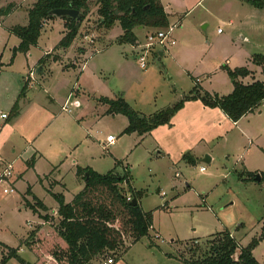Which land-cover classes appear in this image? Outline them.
Listing matches in <instances>:
<instances>
[{
  "label": "rangeland",
  "instance_id": "1",
  "mask_svg": "<svg viewBox=\"0 0 264 264\" xmlns=\"http://www.w3.org/2000/svg\"><path fill=\"white\" fill-rule=\"evenodd\" d=\"M36 1L15 0L16 5L20 2L19 10L5 26H0V62L6 65L0 67V157L15 160L12 180L0 182V241L17 248L27 232L59 223V216L52 214L58 203L48 193L51 180L47 176L53 170L52 164L59 167V173L50 178L66 186L57 187L55 192L63 193L67 203L85 186L76 177L77 165L100 174L116 171L124 175L127 169L130 180L121 188L127 197L130 187L139 193L141 208L153 215V227L149 236L138 242L126 241L112 256L116 264H184L191 258L190 247H200L196 254L199 257L206 252L207 240L222 232L231 233L241 247L259 240L253 255L259 264H264V181L256 182L250 177L255 171L264 172V134L259 141L263 144L261 149V143L249 146L245 139H238L241 134L233 129L222 138V124L208 130L199 128L204 131L200 142L191 133L196 130L187 123V110L175 115L172 126H162L142 140L137 133L123 134L127 117L104 115L108 110L104 98L122 97L133 110L149 117L173 106L196 86L202 92L230 94L232 82L223 67L234 69L237 49L246 44L237 23L228 24L236 14L229 3L237 0H164L169 26L176 25L175 45L154 51L146 70L139 67L134 45L121 43L123 30L119 23L111 29L100 26L96 0L90 2L89 14L68 50L56 49L67 33L65 20L46 21L39 47L32 48L30 54H19L10 67V48L20 39L10 36L6 25L26 26L28 10ZM154 31L137 28L134 33L144 43L147 33ZM160 52L163 55L159 60ZM44 53L49 58L43 73L37 67H28L35 65ZM55 57L60 61L55 62ZM71 67L76 69L63 71ZM25 82L32 103L10 133L8 129L15 119L9 107L10 97L21 95ZM79 88L82 90L76 92ZM67 99L71 114L61 112L60 103L65 104ZM54 114H58V119L39 140L43 148L39 151L44 157L36 170H27L34 155L29 156L31 144L19 133L34 136L49 125ZM248 119L251 118L244 120L242 126H258V122ZM260 121L259 126L264 125V120ZM111 135L117 141L109 147L105 141ZM190 145L193 148H188ZM188 153L195 154L193 162L183 159ZM207 157L211 163L205 162ZM2 171L0 166V176ZM22 173L23 179L19 180ZM39 176L44 179L42 184ZM16 179L14 193L6 194L4 191L12 189ZM29 185L50 209L44 219L30 207L22 209V204L26 205L22 194ZM42 220L43 226H39ZM54 249L56 246L52 245L47 251L52 253ZM3 253L5 249L0 245V260ZM21 256L29 263H53L47 255L43 263L28 250ZM102 260L97 258L92 264H101ZM8 264L20 263L12 259Z\"/></svg>",
  "mask_w": 264,
  "mask_h": 264
},
{
  "label": "trees",
  "instance_id": "2",
  "mask_svg": "<svg viewBox=\"0 0 264 264\" xmlns=\"http://www.w3.org/2000/svg\"><path fill=\"white\" fill-rule=\"evenodd\" d=\"M1 1V0H0ZM94 0H37L28 10V24L26 26L15 25L8 29L9 33L20 39L18 47L13 49L12 60L18 54L27 55L33 47H37L42 36L46 21L57 19L50 15L54 10L69 9L80 13L77 20L70 17L65 20L66 35L56 46V49H69L77 36L82 21L89 14L90 2ZM257 9H264L263 0H241ZM99 24L106 29L120 24L123 35L121 43L135 45L138 41L134 30L137 28L165 29L169 27L168 16L161 0H96ZM17 6L9 4L0 9V18H7ZM49 54H45L37 64L39 73L48 64ZM59 61L58 57L53 59ZM252 64L262 69L263 81L252 84H244L242 79L252 75L247 67L231 69L227 71L233 85V92L226 96L216 93L202 92L198 86L188 95L171 107H168L153 116H145L136 112L122 98L111 100L104 98L103 102L108 106L106 115H123L128 119V126L123 134L137 133L144 136L155 129L171 125L175 115L190 101H200L205 107L220 109L233 122L240 121L246 115L255 112L264 104V55L255 54ZM2 67V65H0ZM199 81H197V84ZM28 84L21 92V98L26 94ZM20 108L17 101L13 108L14 117L19 116ZM184 160L192 161L193 158L186 154ZM36 158L28 162L33 168ZM130 171L126 169L124 175L116 171L100 174L89 167H78L77 175L85 182L84 189L74 196L69 203L62 194H52L58 203L57 214L60 221L53 227L38 229L22 246L35 254L39 260L47 255L53 259L49 264H92L97 258H110L126 241L138 242L141 238L149 236L153 227L152 213H146L140 206L139 193L130 187L132 197L138 204L133 206L128 202L121 185L130 180ZM257 173H250L255 180ZM264 181V173H261V182ZM30 193V188L28 189ZM46 209L38 201V204ZM47 218V217H46ZM259 240L254 239L247 247H241L229 232H222L210 237L206 243V252L197 257L200 247H190L191 258L184 260V264H259L253 255ZM56 246L51 253L50 246ZM55 248V247H53ZM16 249L8 248V253L2 258L0 264H6L11 259H16L20 264L28 263L22 259Z\"/></svg>",
  "mask_w": 264,
  "mask_h": 264
},
{
  "label": "crops",
  "instance_id": "3",
  "mask_svg": "<svg viewBox=\"0 0 264 264\" xmlns=\"http://www.w3.org/2000/svg\"><path fill=\"white\" fill-rule=\"evenodd\" d=\"M6 1L8 3H6ZM22 2H24L25 0H21ZM164 0H161V3L164 7V10L166 12V14L168 15L169 12L167 11L166 9V6L164 5L163 3ZM231 0H229L228 2H230ZM264 1V0H263ZM5 2V3H4ZM15 2V0H1L0 1V9L1 8H4L7 4H15L16 3H13ZM3 3V5H2ZM233 3V4H231ZM229 3L233 10L235 11V15L233 16V18L236 17V21L233 20V18L230 20V22L228 23L229 25H234L235 23H237V28H238V31L240 32L241 34V38H242V41L246 42L245 45H242L240 48L237 49V56H236V64L235 66H233V68H241V67H247L251 72H252V75L247 77V78H244L242 79V82L244 84H252L253 82H256V81H263V75H262V69L258 66H255L254 64H252V57L253 55L255 54H262L264 55V9H257V8H254L252 7L251 5H247L246 2H243L241 0H237ZM19 4L20 2L18 3L17 8L15 9V11L13 12V14H11L9 17L7 18H0V26H5V23L6 21L11 18L15 12H17L19 10ZM169 16V15H168ZM10 27H8L6 25V31L7 33H9L8 29ZM139 30H142V29H139ZM65 32V31H64ZM10 36H13L9 33ZM137 35V34H136ZM18 38V37H17ZM63 39V38H62ZM61 39V40H62ZM21 42V41H20ZM20 44V43H19ZM19 44H16L14 45L13 47L10 48V51H12V56H13V49L15 47H18ZM38 47H39V43H38ZM34 48V47H33ZM68 50V49H67ZM32 52V50L29 52V54ZM48 52V51H46ZM45 52V53H46ZM44 53V54H45ZM19 55V54H18ZM18 55L16 56V58L14 60H12L11 58V62L8 64V66L10 67H13L14 64H15V60L18 58ZM11 56V57H12ZM44 56V55H43ZM42 56V57H43ZM41 57V58H42ZM40 58V59H41ZM40 59L38 60V62L40 61ZM60 61V60H59ZM38 62L33 65V66H30L28 64V67L29 68H33V67H37V64ZM56 62V61H55ZM58 62V61H57ZM0 65L3 66H6L5 64H2L0 62ZM76 65V63H75ZM47 66V65H46ZM77 66V65H76ZM9 67V68H10ZM38 68V67H37ZM70 69H76V67H71L69 69H63V71L65 70H70ZM44 68H43V72H44ZM41 72V73H43ZM81 73V72H80ZM79 73V74H80ZM49 79H47L48 81ZM232 91L230 92V94L233 92V85H232ZM78 91L76 92H79L80 90H82V88H79L77 89ZM22 92V91H21ZM78 95V94H77ZM229 95V94H228ZM221 96H225V95H221ZM17 98V100H15ZM24 100H22V104H20L21 102V96L19 95L17 97V94H15L14 97H10V104H9V107L13 108L14 104L18 101L19 102V108H20V113H19V116L17 117H14L15 119L13 120L14 122L10 125V129H8V132L12 133L14 132L13 129H15V127L18 126L20 120L23 118L24 116V113L25 111L31 106V103H32V99L28 98L27 97V94L24 95ZM69 98V97H68ZM53 102H56V100L53 98L52 99ZM67 101H69V99H67ZM66 101V102H67ZM64 106V104L60 103V107H61V112H64L62 110V107ZM188 111V114L189 115V119L187 120V123H190L191 125V128L192 129H195L196 131H191L192 134H196L197 137H198V140L200 142L203 141V135H204V131L202 130H199V128H202V129H205V130H208L210 127H217L218 125H222V124H225V128L222 129V138H226L230 135V130H236V132H238L237 134H241V136L237 135L238 136V139L241 138L242 139H245L246 141L249 142V146L251 145H254V143L256 142V145L261 143L259 142L260 141V138L263 136L264 134V125L262 126H259L260 120H264V104L257 110V114H255V112L253 113H250L248 115H246L245 117H243L240 121L238 122H233L231 119H229V117L224 113L222 112L220 109H211V108H208V107H205L200 101H190V102H187L184 106V108L182 110H180L179 114H182L184 112H187ZM66 113V112H65ZM71 114V113H69ZM106 114V112L104 113V115ZM255 114V115H253ZM58 114H54V117L51 119L50 123L48 126H46L45 128H43L41 131H37L35 133L34 136L30 137V136H26L25 134L23 133H19V135H21L20 137L23 138V139H27L28 143L31 144L30 146V151L31 153L29 154V156H32L34 155V157L36 158V162L34 164V167L31 168L28 166V161L30 159H26V163H27V170H36L37 169V166L39 164V161L44 157V155L42 153H40V151L42 152V147L39 145V140L42 138V136L46 133V131L52 126V123H54V121H56L58 118ZM251 118V119H248V120H251L253 121L254 123L258 122V126L256 128H253L252 126H242L243 124V121L246 120L247 118ZM7 120H9V117L7 118ZM172 122V121H171ZM250 123V121H249ZM165 126H168V125H165ZM172 126V124L170 125ZM162 127V126H161ZM160 128V127H159ZM158 129V128H157ZM155 129V130H157ZM56 130L58 132L61 131V129L59 127H56ZM154 130V131H155ZM153 132V131H152ZM151 132V133H152ZM150 134V133H149ZM149 134L147 135H144V136H140V138L142 140H144ZM107 145V144H106ZM262 143L260 144L259 147H261L262 149ZM13 147H11L12 149ZM188 148H193L192 145L188 146ZM251 149V148H250ZM38 150V151H37ZM40 150V151H39ZM57 150V148H56ZM14 152V150H12ZM52 151V150H51ZM52 154H56V153H52ZM193 159H195V154H191V153H188ZM11 155H13L11 153ZM4 162L1 163L0 162V166L3 167V169L5 168V165L6 164H9L11 163L13 165V162L15 161L14 159H11V157H9V160H3ZM211 162H212V159H211ZM210 162V163H211ZM52 163H55L54 161H52ZM55 164H52L53 166V170L52 172L49 173V175L47 176V179L50 181L51 180V185H50V188L48 189V193L50 195L52 194H62L65 198V195L63 193H60V192H55V189L59 186H62L63 189L66 188V186L62 183V181L60 180H57V179H54V177L51 179L50 177L55 173H59V167H54ZM77 169L78 167H81V166H76ZM14 168V166H13ZM83 168V167H81ZM86 168V167H85ZM93 170V169H92ZM249 172V171H248ZM254 172V171H252ZM254 173H257V174H261V173H264V172H259V171H255ZM23 173L19 175V180L23 179ZM76 177L78 178V181L80 183V185L82 186L85 185V182H82L80 179H79V176L77 175V172H76ZM16 179L14 182H13V187L15 188V184L18 182ZM38 180L39 182L42 184L43 183V178L41 176L38 177ZM65 187V188H64ZM85 187V186H84ZM30 188V193L28 192V189ZM23 196V200L26 201V205L22 204V209H27V208H32V210L34 212H37V215L38 217H42V219H44L43 217L45 216V214H47V212L50 210L46 205L45 203L39 199L34 193H33V188L32 186H28L27 187V191L26 193L22 194ZM38 201L41 202L44 207L42 208L40 205H37L38 204ZM66 201V199H65ZM57 211H58V208L56 209V211L54 213H52L54 216L58 215L57 214ZM41 219V218H40ZM31 226V225H30ZM39 226H43V220H42V224L39 225ZM40 229H44V227H40ZM33 231H35L34 229L31 230L30 232H27V236H25L26 238H24L22 240V242L20 243V245L17 247V248H13V247H10L8 245H6L5 243L1 242L0 241V245L5 249V253H3V257L7 255L8 253V248H12V249H16L18 252V255L22 258L21 254L23 252H26L27 249L22 246V243L23 241H25L30 235L33 234ZM30 252V251H29ZM2 257V258H3ZM34 260H35V257H33ZM23 259V258H22ZM2 260V259H1ZM0 260V261H1ZM12 260V259H11ZM11 260H9L6 264H8ZM25 260V259H24ZM27 262V261H26ZM29 263V262H28Z\"/></svg>",
  "mask_w": 264,
  "mask_h": 264
},
{
  "label": "built area",
  "instance_id": "4",
  "mask_svg": "<svg viewBox=\"0 0 264 264\" xmlns=\"http://www.w3.org/2000/svg\"><path fill=\"white\" fill-rule=\"evenodd\" d=\"M176 28V25L169 26L168 28H165L163 30H156L154 32L147 33L145 37L144 43H141L140 41H137V43L133 46V48L136 50L137 58H138V64L139 67L143 70L147 69V62L150 56L153 55V52L156 50L162 51L166 49L167 47H171L175 45V41L173 38V33ZM221 32V30H219ZM158 52V51H157ZM31 78H34V73H30ZM62 110L66 113H71L72 110L68 106V101L64 104L62 107ZM3 119H7L6 115H2ZM117 139L115 136H109L107 137L105 143L107 146L111 147L114 146ZM0 162L3 163L4 161L0 157ZM13 165L11 163L6 164L5 168L3 169L1 176H0V182L4 181H10L13 178ZM203 172H205V168H201ZM15 188L13 187L10 190H5L4 192L6 194L14 193ZM132 195L130 194L127 197L128 202L133 201ZM101 264H116V260L113 257L106 258L102 260Z\"/></svg>",
  "mask_w": 264,
  "mask_h": 264
},
{
  "label": "water",
  "instance_id": "5",
  "mask_svg": "<svg viewBox=\"0 0 264 264\" xmlns=\"http://www.w3.org/2000/svg\"><path fill=\"white\" fill-rule=\"evenodd\" d=\"M51 16L53 17H56V18H64V17H70L74 20H77L80 16V13L78 11H75V10H69V9H58V10H54L50 13ZM160 55V58L159 60L161 59V56L163 55V52H160L159 53ZM205 162L206 163H210L211 162V159L209 157H207L205 159ZM255 181L256 182H261V174H257L256 177H255ZM138 204V201L136 198H133V201H132V205L135 206Z\"/></svg>",
  "mask_w": 264,
  "mask_h": 264
}]
</instances>
